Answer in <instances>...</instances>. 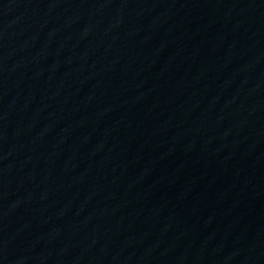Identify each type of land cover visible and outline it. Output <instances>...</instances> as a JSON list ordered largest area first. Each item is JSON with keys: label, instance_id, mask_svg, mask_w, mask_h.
Returning <instances> with one entry per match:
<instances>
[{"label": "water", "instance_id": "water-1", "mask_svg": "<svg viewBox=\"0 0 264 264\" xmlns=\"http://www.w3.org/2000/svg\"><path fill=\"white\" fill-rule=\"evenodd\" d=\"M0 264H264V0H0Z\"/></svg>", "mask_w": 264, "mask_h": 264}]
</instances>
